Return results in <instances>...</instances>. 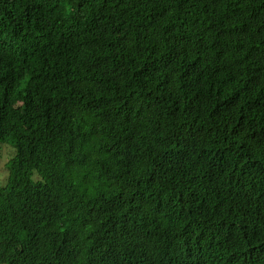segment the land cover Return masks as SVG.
<instances>
[{"label":"trees","instance_id":"obj_1","mask_svg":"<svg viewBox=\"0 0 264 264\" xmlns=\"http://www.w3.org/2000/svg\"><path fill=\"white\" fill-rule=\"evenodd\" d=\"M0 264H264V0H0Z\"/></svg>","mask_w":264,"mask_h":264},{"label":"rangeland","instance_id":"obj_2","mask_svg":"<svg viewBox=\"0 0 264 264\" xmlns=\"http://www.w3.org/2000/svg\"><path fill=\"white\" fill-rule=\"evenodd\" d=\"M13 155L10 148L0 145V187H4L7 183L8 173L5 169V161Z\"/></svg>","mask_w":264,"mask_h":264}]
</instances>
